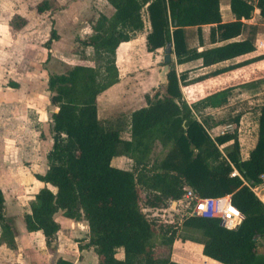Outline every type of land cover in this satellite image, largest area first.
<instances>
[{"label":"trees","instance_id":"trees-1","mask_svg":"<svg viewBox=\"0 0 264 264\" xmlns=\"http://www.w3.org/2000/svg\"><path fill=\"white\" fill-rule=\"evenodd\" d=\"M106 1L113 14L100 15L93 33L83 41L93 49L94 66L76 65L48 79L50 101L57 107L51 117L53 146L47 153L46 173L36 175L46 186L29 201L30 212L23 216L27 232H41L50 244L60 230L55 215L61 213L64 218L88 223L87 243L79 249H92L97 264H182L172 260L177 240L202 245V255L221 264H264V252L257 249L259 242L264 245V203L252 191L264 175V50L263 55L193 78L188 77L191 70L178 74L170 69L166 93L148 97L147 106L129 117L103 121L96 110L97 97L120 81L117 49L136 39L147 24L148 52L172 42L178 64L201 60L197 69H204L256 50L255 27H250L252 34L244 40L233 41L247 31L243 21L252 17L255 8L243 0H231L236 20L224 23L220 0ZM257 8L264 22V0L258 1ZM51 9L49 0L37 6L39 13ZM208 25L209 42L217 45L189 50L186 29L197 28L203 47L202 27ZM58 39L53 28L46 48ZM213 81H217V91L193 105L183 100L181 87ZM258 87H263V98L257 140L243 159L237 130L212 137L194 110L221 108L233 90ZM239 119L234 122L238 124ZM126 133L129 139L123 137ZM157 142L167 152L162 160L151 162ZM119 157L132 160V168L113 166ZM235 171L238 175L232 176ZM187 186L203 198L230 195L243 219L226 228L219 220L199 216L185 219L180 226L147 217L145 208L181 199ZM0 230V245L17 250V229L5 213L1 187ZM55 264L74 263L59 258Z\"/></svg>","mask_w":264,"mask_h":264},{"label":"rangeland","instance_id":"rangeland-1","mask_svg":"<svg viewBox=\"0 0 264 264\" xmlns=\"http://www.w3.org/2000/svg\"><path fill=\"white\" fill-rule=\"evenodd\" d=\"M42 1L0 0V187L6 195L5 213L14 219L21 242L15 251L17 257L14 256L9 262L55 264L59 258H63L75 264H97L98 256L93 250L79 249L80 245L87 243L88 223L84 221L66 222L72 220L57 214L60 230L50 244L41 234H22L26 232L23 216L30 212L29 201L35 193L23 194L26 184L20 183L19 179H30L43 173L47 161L44 155L34 157L33 152L47 154L53 145L51 117L57 107L50 101L52 93L48 90V79L78 64L93 62V52L84 46L83 41L93 33L100 15L112 14V10L99 0H49L52 9L39 13L37 6ZM53 28L59 39L48 49L45 44ZM196 35L195 32H187L189 50L193 49ZM144 46L137 44L134 53L130 54L125 49L121 50L119 62L123 63L118 69L122 73V84L118 94L122 96H115V108L101 115V119L128 117L131 112L147 104L148 97L162 94L158 75L163 65L164 51L161 49L159 58H149ZM124 56H129L125 63ZM148 63L149 66L145 67ZM195 66V63L178 64L176 55L172 54L170 69H175L178 74ZM138 71L141 74L138 75ZM203 72L191 70L188 77L193 78ZM216 82L181 87L183 100L193 105L202 97L217 91L219 87L214 86ZM262 98L263 87L253 90L237 88L225 106L194 110V114L199 122L205 123L212 137L237 130L243 158L244 153L256 142L258 109ZM237 117L240 118L238 124L234 122ZM33 135L36 141H33ZM19 142L22 143L21 150L24 149L20 156ZM30 152L33 158H30ZM166 152L160 143H155L150 161L162 160ZM128 159L124 168L131 169L133 161ZM263 247V242H259L258 253L264 252ZM183 250L185 259L179 256ZM183 250L178 247L175 251L177 261L187 264L200 261L199 246H192V252L187 251L186 246ZM119 257H122V253Z\"/></svg>","mask_w":264,"mask_h":264},{"label":"crops","instance_id":"crops-1","mask_svg":"<svg viewBox=\"0 0 264 264\" xmlns=\"http://www.w3.org/2000/svg\"><path fill=\"white\" fill-rule=\"evenodd\" d=\"M100 2H103L105 5H107L111 10H112V14H113V12H114V9H113V7L106 1V0H99ZM230 2H231V0H220V11H221V15H222V20H223V22L224 23H228V22H233V21H235L236 20V17H235V15L232 13V11H231V7H230ZM111 14V15H112ZM110 15V16H111ZM107 16V15H106ZM109 17V16H108ZM247 26H248V28H247V31L242 35V36H240V37H238V38H236V39H234L233 41H240V40H244L245 38H247L248 36H250L252 33H251V29H250V27H255V47H256V50L254 51V52H252V53H250V54H248V55H245V56H242V57H239V58H236V59H234V60H232V61H228V62H225V63H222V64H219V65H215V66H213V67H210V68H204V69H197L198 67H200V65H201V60H197V61H194V62H190L191 64L192 63H195L196 64V66H195V68H193V69H186V70H195V71H199V70H201V71H205V72H203V73H201V74H204V73H207V72H209L210 70H213V69H216V68H219V67H224V66H227V65H229V64H232V63H237V62H240V61H243V60H245V59H249V58H254V57H257V56H260V55H263V50H264V22L262 21V18H261V16H260V10L256 7L255 9H254V12H253V14H252V17L250 18V19H248V20H244L243 21ZM148 28H149V26H148V24L146 25V27H145V30L143 31V32H141V33H139L138 35H137V37H136V39H134V40H132V41H130V42H126V43H122L120 46H119V48L117 49V52H116V62H117V66L119 67V65L120 64H122L123 62H119V54H120V52H121V50L122 49H125V52L126 53H128V54H130V53H134V51H135V47H136V45L137 44H141L142 45V47H143V44L145 45L144 47H145V51H146V53H149V58H151L150 56H155V58H159V56H158V54H160V52H161V49H159V50H157L156 52H154V53H150V52H148L147 51V46H146V36H147V34H148ZM210 29H211V26H203L202 27V32H203V40H204V46L203 47H201L200 45H199V40H198V33H197V28L196 27H191V28H187L186 29V36H187V32H195V33H197V35L195 36V38L193 39L194 41V44H193V46H192V48L193 49H196L197 51H202V50H204V49H206V48H210V47H213V46H215V45H217V44H212V43H210L209 42V33H210ZM194 34V33H193ZM86 40V39H85ZM84 40V41H85ZM88 50H91V52H93V49L91 48V47H86ZM163 51H164V49H163ZM124 52V53H125ZM117 53H118V55H117ZM164 55V54H163ZM129 56H124V63L126 62L125 60L127 59V60H129V58H128ZM94 58V57H93ZM162 58H163V56H162ZM94 60V59H93ZM139 61V57H137L136 58V62H138ZM190 63H187V64H190ZM187 64H183V65H187ZM78 65H84V66H94V61L93 62H89L87 65H85V64H78ZM147 66H149V63L148 64H146V66L145 67H147ZM144 67V66H143ZM119 70V75H120V81H119V83L118 84H116V85H114L113 87H111V88H109L108 90H106L105 92H103L102 94H100L98 97H97V105H96V110H97V116L99 117V119H101L100 118V116L101 115H103L104 113H109L110 111H112L113 110V108H115V107H113L114 105H113V100H114V98H115V96L116 95H118V97L119 96H122V94L121 93H119L118 94V90H120V86H121V84H122V73H121V71H120V69H118ZM185 70V71H186ZM191 72V71H190ZM139 74H141L140 73V71H138V75ZM198 76V75H197ZM151 97V96H150ZM147 106V104H145L144 106H142V107H146ZM141 108V107H140ZM140 108H138V109H140ZM137 110V109H136ZM135 111V110H134ZM56 112V111H55ZM132 113V112H131ZM130 116V115H129ZM128 116V117H129ZM122 117H119V118H115V119H101V120H112V121H114V120H118V119H121ZM123 118H126V117H123ZM125 135H129L128 133H126ZM20 139V138H19ZM126 139H129V138H126ZM36 141V139H35V135H33V141ZM256 140H257V138H256ZM37 142H39L38 140H37ZM36 142V143H37ZM22 143L21 142H19V156H20V154L24 151V149L23 150H21L22 149V145H21ZM255 144H256V142H255ZM255 144L251 147V149L255 146ZM53 146V145H52ZM52 148V147H51ZM33 149V148H32ZM251 149H249L248 151H246V153H244L245 154V157H243V159H247L248 158V155H249V152H250V150ZM51 149H49V151H50ZM48 151V152H49ZM35 152V153H34ZM33 152V154H34V157H42L43 155V157H44V159L47 161V154H41L40 152H37V151H34ZM241 152L243 153V150H242V145H241ZM29 153V152H28ZM27 153V154H28ZM31 153L32 152H30V158H33V156L31 157ZM242 155V154H241ZM126 157H119V158H116V159H114L113 161H112V165L113 166H115V167H118V168H121V169H125V170H129V169H126V168H124V166L126 165ZM128 161H129V159H128ZM47 166H46V168H45V170L43 171V173H40V175H43V174H45L46 173V171H47ZM19 171H20V169H19ZM24 177V176H23ZM26 181H28V182H26ZM19 182L20 183H25L26 185H24L25 187H23V189H24V192H23V194H26V195H28V194H33V193H37L40 189H42V188H44L46 185L43 183V182H41V181H39V180H37L36 179V175L35 176H32L30 179H26V178H23V179H19ZM19 183V184H20ZM20 187V186H19ZM48 187H50V186H48ZM22 188V187H21ZM51 188V187H50ZM2 189V188H1ZM2 191H3V189H2ZM3 194H4V197H5V206H6V195H5V192L3 191ZM34 194V195H35ZM262 198V200H264V195L261 197ZM59 214V213H58ZM61 214V213H60ZM57 215V214H56ZM56 215H55V220H56ZM62 216V215H61ZM63 217V216H62ZM70 220V219H69ZM82 221H84L85 223H87L85 220H82ZM66 222H73V220L72 221H66ZM74 222H76V221H74ZM59 223V222H58ZM24 225H25V223H24ZM18 230L19 229H17V237H16V243H17V249H18V244L19 243H21L20 242V237H19V233L20 232H18ZM25 230H26V228H25ZM1 231V230H0ZM29 234V235H37V234H41L42 235V233L41 232H35V233H28L27 232V230H26V232H23L22 234ZM20 245V244H19ZM187 247V251H190V252H192V246H199L200 247V255H199V258H200V261H197L196 263L195 262H189L190 264H221V263H219V262H217V261H215V260H213V259H210V258H208V257H206V256H204V255H202V248H203V246L202 245H200V244H195V243H191V242H186V243H182L180 240H177L175 243H174V246H173V249H172V260L173 261H175V262H179V261H177L176 259H175V251L177 250V248L178 247H181L182 248V250H183V248L184 247ZM88 250H92V249H88ZM15 251H17V250H15ZM15 251H13V250H10V249H8L6 246H4V245H0V264H15V263H12V262H9V261H11L13 258H14V256L15 257H17V254L15 253ZM181 251V250H180ZM184 250L182 251V252H180V255L179 256H181V257H183L184 259H185V257L183 256L184 255ZM182 254V255H181ZM66 260H69V259H66ZM69 261H71V260H69ZM71 262H73V261H71ZM74 263V262H73ZM179 263H182V264H187V262H179ZM17 264V263H16ZM19 264V263H18ZM75 264V263H74Z\"/></svg>","mask_w":264,"mask_h":264},{"label":"built area","instance_id":"built-area-1","mask_svg":"<svg viewBox=\"0 0 264 264\" xmlns=\"http://www.w3.org/2000/svg\"><path fill=\"white\" fill-rule=\"evenodd\" d=\"M243 1L256 8L259 0ZM236 175H238L236 171L232 173V176ZM261 179L262 182L253 187L252 191L264 203L261 198L264 195V175L261 176ZM144 211L150 220L163 225L180 226L185 219L199 216L219 220L221 225L226 224V228H232L243 219L241 212L232 205L230 195L203 198L188 186L184 187V194L181 199H170L161 207H147Z\"/></svg>","mask_w":264,"mask_h":264},{"label":"water","instance_id":"water-1","mask_svg":"<svg viewBox=\"0 0 264 264\" xmlns=\"http://www.w3.org/2000/svg\"><path fill=\"white\" fill-rule=\"evenodd\" d=\"M172 54H173V43H168L164 48V55L162 58V67L160 70V73L158 75L159 78V84L160 89L162 90V93H166V86L168 82V75L170 72V63L172 61ZM223 227H227L226 224H222Z\"/></svg>","mask_w":264,"mask_h":264}]
</instances>
